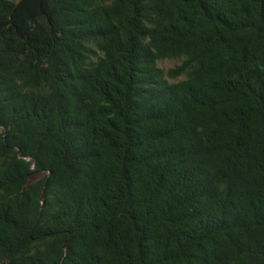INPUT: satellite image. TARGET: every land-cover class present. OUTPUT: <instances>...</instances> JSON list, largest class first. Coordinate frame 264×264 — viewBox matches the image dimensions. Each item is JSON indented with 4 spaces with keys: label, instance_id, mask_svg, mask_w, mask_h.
I'll use <instances>...</instances> for the list:
<instances>
[{
    "label": "trees",
    "instance_id": "1",
    "mask_svg": "<svg viewBox=\"0 0 264 264\" xmlns=\"http://www.w3.org/2000/svg\"><path fill=\"white\" fill-rule=\"evenodd\" d=\"M0 264H264V0H0Z\"/></svg>",
    "mask_w": 264,
    "mask_h": 264
},
{
    "label": "rangeland",
    "instance_id": "2",
    "mask_svg": "<svg viewBox=\"0 0 264 264\" xmlns=\"http://www.w3.org/2000/svg\"><path fill=\"white\" fill-rule=\"evenodd\" d=\"M178 64H179V61L165 60V61L160 62L159 66L163 68L164 70H169V69L175 68Z\"/></svg>",
    "mask_w": 264,
    "mask_h": 264
}]
</instances>
